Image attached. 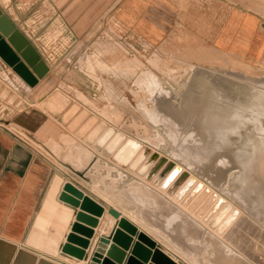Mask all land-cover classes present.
Instances as JSON below:
<instances>
[{
	"label": "rangeland",
	"instance_id": "1",
	"mask_svg": "<svg viewBox=\"0 0 264 264\" xmlns=\"http://www.w3.org/2000/svg\"><path fill=\"white\" fill-rule=\"evenodd\" d=\"M104 6V10L90 20L84 31L75 32L57 9L45 0H36V17H25L20 21L51 70L29 94L21 89L20 95L14 86H6L0 81V94L7 90L9 95L7 99L0 97V118H12L21 110L35 109L29 104L34 98L32 101L40 103L38 110L62 123L68 132L83 142L93 129L103 124L126 138H141L178 159L174 139L168 136L164 125L150 115L151 110L158 108L156 83L161 84V93L165 89L177 100L182 93L181 83L190 77L191 65L220 73L231 69H236V73L246 72L248 68L245 74L264 77V0H106ZM210 59L217 60L216 65L215 62L210 64ZM219 60L227 65L222 66ZM4 71L17 85L14 72L8 69H0V80ZM105 81L111 85L113 95L105 88ZM56 90L75 99L61 111L48 106ZM12 96H16L17 100L9 103ZM73 106H76L75 110ZM90 120L94 121L91 127L88 126ZM85 128L88 129L84 131ZM148 128L153 130L152 134L147 132ZM61 143L73 144L91 160L95 156L65 134L60 141L52 143L53 150L58 154L62 153ZM87 144L102 158L116 163L112 155L104 151L103 145L96 146L95 140H87ZM71 162L78 169L85 166L78 152L72 155ZM95 164V172L90 175V179L94 180L92 189L106 203L122 204L125 215L132 219H145L148 225L159 226L168 216L172 220L175 218L166 214L152 196L142 195L137 203L132 201L131 190L123 188L121 183L118 186L95 167L103 165L99 158ZM120 166L130 171L129 166ZM196 174L201 176L198 172ZM123 177L128 175L124 173ZM205 183L203 178L199 185L204 188L203 198L198 197L196 191L181 203L184 206L181 212H177L178 224L174 226L177 234L180 231L185 233L180 219L190 214L199 218L206 231H215L216 225L211 219L218 210L217 206L226 203L223 197L225 191L206 189ZM215 201L216 204H212ZM248 223L255 225V222L243 219L236 227L230 225L226 228L221 236H227L234 227L229 241L215 239L214 246L204 240L197 245L199 248L194 249L197 263L186 262L213 264L217 256L216 247H223L227 254L231 253L233 244H239L238 239L242 236L251 240L247 232L252 226ZM178 242L185 244L181 239ZM260 259L264 258L261 256Z\"/></svg>",
	"mask_w": 264,
	"mask_h": 264
},
{
	"label": "bare ground",
	"instance_id": "2",
	"mask_svg": "<svg viewBox=\"0 0 264 264\" xmlns=\"http://www.w3.org/2000/svg\"><path fill=\"white\" fill-rule=\"evenodd\" d=\"M210 60V64L215 62L213 64L216 65L217 60ZM10 69L14 72L11 67ZM234 70L236 69L220 73L191 65L190 77L181 83L182 93L177 100L169 92L166 93L165 89L161 93V84H155L158 89V108L151 110L150 115L158 119L164 125L168 136L174 139L178 159L141 138H126L112 128H105L103 124L90 132L86 142L79 141V137L74 134H66L79 141L78 144L94 155L97 153L89 147L87 140H95L96 146L103 145L104 151L110 153L116 163L97 155L103 165L95 167L117 185L121 183L123 188L131 190L132 201L137 203L142 195L154 197L166 214L175 217L173 220L169 216L164 217L162 223L166 228L178 224L177 212L184 206L181 204L183 201H187L196 191L198 197L203 196L204 188L199 186L203 178L206 180V189H224L226 203L217 206L218 210L211 219L217 227L214 232L206 231L199 218L192 217L191 214L180 219L186 234L180 231L178 238L185 241V244L176 246L184 260L193 263H197L194 251L199 248L197 245L204 240L214 246L215 239L227 241L238 222L247 219L255 222V225L248 223L252 226L251 231L247 232L251 240L242 236L238 239L239 244H233L229 254L223 247H216L217 256L213 264H264V259H260L261 256L264 258V77L245 74L248 68L246 72L236 73ZM14 76L17 85L3 72L1 82L14 86L20 95L21 89L28 94L33 92L36 86H29L16 72ZM65 95L75 100L68 94ZM32 100L29 104L38 110L40 103ZM83 103L87 104L85 101ZM48 106L60 111L64 108V102L54 98ZM75 109L76 106H73V110ZM93 123L90 120L88 126L91 127ZM147 132L152 134L153 130L148 128ZM143 143L147 145L144 146ZM77 152L85 165L91 161L89 156L78 150ZM120 165L129 166L130 171L123 170ZM122 172L128 177H123ZM212 204H216V201ZM119 212L127 217L122 211ZM107 218V223L101 227L102 231L109 230L116 221L108 211ZM131 220L145 229L144 232L158 237L159 231L153 225H148L145 219L133 217ZM230 225L234 226L233 230L231 228L227 236H221ZM236 247L239 250H235Z\"/></svg>",
	"mask_w": 264,
	"mask_h": 264
},
{
	"label": "crops",
	"instance_id": "3",
	"mask_svg": "<svg viewBox=\"0 0 264 264\" xmlns=\"http://www.w3.org/2000/svg\"><path fill=\"white\" fill-rule=\"evenodd\" d=\"M45 1L58 10L72 31L82 32L90 20L104 10L106 0ZM0 9L38 50L20 21L25 17H36V0H0ZM38 52L51 70L48 61ZM0 69L12 71L1 58ZM104 86L113 95L109 82L105 81ZM53 119L37 109L21 110L12 118H0V264H80L77 259L61 252L77 212V209L60 200L67 182L75 184L107 208L99 219H102L99 226L95 228L92 243L101 237H108L118 224L115 221L109 230L102 231L101 227L108 221V209L125 210L122 204L106 203L92 189L94 180L90 179V175L95 172L98 154L82 169H78L71 162L72 155L77 154L73 144L68 146L61 143V154L53 150L52 143L70 133ZM133 223L140 230H145ZM154 227L159 231L158 237L150 232L147 234L158 246L179 264H188L177 249L179 239L174 226L166 228L161 222Z\"/></svg>",
	"mask_w": 264,
	"mask_h": 264
},
{
	"label": "water",
	"instance_id": "4",
	"mask_svg": "<svg viewBox=\"0 0 264 264\" xmlns=\"http://www.w3.org/2000/svg\"><path fill=\"white\" fill-rule=\"evenodd\" d=\"M0 58L31 87L49 73V67L38 50L1 9ZM0 97L7 99V90ZM54 98L64 102L62 110L72 104V100L61 91H55L49 102ZM16 100L17 97L12 96L8 101L14 103ZM60 200L77 209L75 222L61 246V252L77 259L80 264H179L115 208H109L108 214L118 224L108 237L92 243L95 228L106 211L105 206L71 182L64 185Z\"/></svg>",
	"mask_w": 264,
	"mask_h": 264
}]
</instances>
